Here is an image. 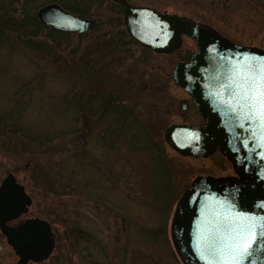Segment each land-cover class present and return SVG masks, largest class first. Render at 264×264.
<instances>
[{
	"label": "rangeland",
	"instance_id": "374dc122",
	"mask_svg": "<svg viewBox=\"0 0 264 264\" xmlns=\"http://www.w3.org/2000/svg\"><path fill=\"white\" fill-rule=\"evenodd\" d=\"M48 1L13 5L15 13H35ZM126 1L185 16L231 42L264 49V0ZM106 13L103 5L92 16L100 28H107ZM39 39L37 50L0 42V180L12 172L32 197L29 214L52 222L54 248L38 264H182L169 230L176 203L196 176L228 170L218 149L183 156L163 139L169 123L203 126L188 95L170 79L172 65L195 49L192 40L181 35L178 49L156 54L113 39L99 55L96 32L83 39L71 34L60 45ZM105 93L125 99L151 144L131 145L125 128L118 136L99 130L98 97ZM67 151L73 172L63 173V162L70 165ZM34 160L42 169L35 179ZM158 229L156 238L148 236ZM15 258L6 248L0 264Z\"/></svg>",
	"mask_w": 264,
	"mask_h": 264
},
{
	"label": "water",
	"instance_id": "95a60500",
	"mask_svg": "<svg viewBox=\"0 0 264 264\" xmlns=\"http://www.w3.org/2000/svg\"><path fill=\"white\" fill-rule=\"evenodd\" d=\"M122 7V23L128 37L140 47L156 54H168L181 44V35L192 39L195 49L184 61L175 62L170 79L191 97L203 126L169 123L163 130L164 142L183 156H207L216 148L221 154H233L251 180L247 184L220 185L198 177L183 191L170 220V239L182 264H206L212 256L208 240L228 223L247 224L240 217L264 222V147L259 145L260 129L244 120L239 110L232 111L228 85L234 67L244 58L255 64L264 60V49L236 44L222 37L211 26L185 16L160 13L152 7L112 0ZM46 28L69 34H83L94 28V18L63 9L55 2L43 4L35 11ZM186 102H180V110ZM241 124L243 126L241 127ZM253 131L256 136L253 137ZM29 199L23 187L7 173L0 181V232L14 254L15 264L46 259L53 249L49 224L39 218L24 220L13 228L5 224L25 210ZM243 264H264V236H258Z\"/></svg>",
	"mask_w": 264,
	"mask_h": 264
},
{
	"label": "trees",
	"instance_id": "16d2710c",
	"mask_svg": "<svg viewBox=\"0 0 264 264\" xmlns=\"http://www.w3.org/2000/svg\"><path fill=\"white\" fill-rule=\"evenodd\" d=\"M14 1L15 0H0V42H14L21 44L27 49L37 50L41 47V43L43 42L39 39V37L51 40L60 45L62 41L71 36L69 33L46 29L38 21L35 13L33 12H27L20 9L18 13H15L16 8L13 5ZM48 2H55L65 10L84 15L88 18H92L93 15H97L98 8L104 5L105 9L107 10L104 19V23L107 24V28H100L101 22L98 20L95 22L93 29L83 34L75 35L78 39H83L96 32L95 48L96 53L99 55H104L107 50L106 47H110V45L115 44L113 39L117 41L123 40V43H136L134 40L128 37L124 30L122 23V7L112 0H49ZM98 98L99 103L101 101L99 104L101 111H98L99 116H101V121L99 122L100 131L106 133L113 132L115 136H118L125 128L124 132L127 131L126 134L129 135L128 142H130L131 145L134 144L137 146V143L143 140H149L148 142L151 144L150 138L145 134V131L139 125V121L133 114L130 107L127 106L128 104L124 98L122 99L121 97L117 96L111 97L106 93L101 94ZM91 113L93 115L96 114L95 111ZM108 117L111 119V123L107 122ZM113 123H115V125H112ZM23 134L24 133L21 135L24 136ZM27 138L28 140H31L29 136ZM31 141L27 143L28 146L31 144ZM109 142L110 140H108L107 144L110 145ZM67 152L68 154L65 156V158L70 165L68 166L65 162H63L64 166H66V168L63 167V173L73 172V167L70 163V160L73 156L69 151ZM37 165L38 162L34 160L33 165H31L34 177L33 179L37 178L36 176L38 174H42L41 167ZM74 171L78 172L76 169ZM158 232H160L159 229L153 233H148V236L150 235V237L156 238L158 236Z\"/></svg>",
	"mask_w": 264,
	"mask_h": 264
},
{
	"label": "snow or ice",
	"instance_id": "6c2138e0",
	"mask_svg": "<svg viewBox=\"0 0 264 264\" xmlns=\"http://www.w3.org/2000/svg\"><path fill=\"white\" fill-rule=\"evenodd\" d=\"M244 61L238 68L234 67L228 85L232 97L230 103L235 104L231 110H239L244 120L254 123L260 129L258 146L264 147V60L255 64L249 62L248 58H244ZM252 135L255 137L256 132L253 131ZM224 219V231L218 229L213 239L205 238L208 240V252L212 256L206 264H243L258 236H264V222L257 223L253 218L240 217L249 223L238 225L228 223L230 218L227 215Z\"/></svg>",
	"mask_w": 264,
	"mask_h": 264
},
{
	"label": "flooded vegetation",
	"instance_id": "af4514ba",
	"mask_svg": "<svg viewBox=\"0 0 264 264\" xmlns=\"http://www.w3.org/2000/svg\"><path fill=\"white\" fill-rule=\"evenodd\" d=\"M186 36V35H185ZM188 37V36H187ZM190 38V37H189ZM191 39V38H190ZM192 40V39H191ZM180 47V46H179ZM178 47V48H179ZM177 48V49H178ZM191 51H193V50H191ZM190 51V52H191ZM189 52V53H190ZM189 53L187 54V56H186V58L185 59H183V60H179V61H184V60H186L187 59V57H188V55H189ZM177 62V61H176ZM181 89V88H180ZM183 91V90H182ZM184 92V91H183ZM188 95V94H187ZM188 97L190 98V101H191V97L188 95ZM191 103H192V101H191ZM186 107H187V101H186ZM200 119H201V124L202 125H205V124H208V123H206V120L205 119H203L202 117H200ZM208 125H211V124H208ZM216 150H217V148H216ZM216 150L214 151V152H216ZM218 151V150H217ZM213 152V153H214ZM219 152V151H218ZM212 153V154H213ZM220 153V152H219ZM221 154V153H220ZM221 156L225 159V161L228 163V170L227 171H224L223 173H221V174H218V175H216V176H214V175H205V176H201V175H198V176H196L195 178H198V177H205V178H208V179H210V180H213V181H216L217 183H219L220 185H228V184H237V183H239V184H247L250 180H251V177H250V175L248 174V172L247 171H245V170H243L241 167H240V165H239V163L236 161V158H235V156L233 155V154H221ZM8 173H11L13 176H14V174L12 173V172H8ZM7 174V173H6ZM5 174V175H6ZM4 175V176H5ZM3 176V177H4ZM2 177V178H3ZM14 178H15V181L18 183V184H20L22 187H23V192L25 193V195L28 197V199H29V202H28V204L26 205V208H25V210L24 211H22L16 218H14V219H12V220H9V221H6L5 222V224L6 225H8V226H11V227H13V228H15V227H17L20 223H22L24 220H26V219H30V218H39V219H42V220H45L48 224H49V227H50V230H51V233L53 234V242H54V244H55V234H54V231H53V229H52V227H51V223H50V221L48 220V219H46V218H42V217H39V216H35V215H32V214H29V211H30V206H31V204H32V197L27 193V191L25 190V186L22 184V183H20L19 181H17V179H16V177L14 176ZM194 178V179H195ZM194 179H192V181L189 183V185L193 182V180ZM2 180V179H1ZM0 180V181H1ZM188 185V186H189ZM187 186V187H188ZM186 187V188H187ZM53 204H55V203H53ZM55 205H58V203L56 202V204ZM6 248L7 249H9L10 251H12L13 252V250L11 249V247H10V245L7 243V241H6V238H5V236L0 232V253L3 251V250H6ZM53 248H54V245H53ZM52 251H53V249H52ZM51 251V252H52ZM8 253V252H7ZM14 253V252H13ZM51 254V253H50ZM49 254V255H50ZM15 255V254H14ZM15 261H14V263L13 264H15V262L17 261V256L15 255ZM43 261V260H42ZM42 261H39V262H33V261H31V260H28L25 264H38V263H41Z\"/></svg>",
	"mask_w": 264,
	"mask_h": 264
}]
</instances>
